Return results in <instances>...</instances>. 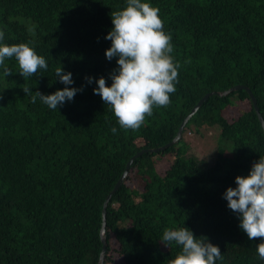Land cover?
<instances>
[{"label": "trees", "instance_id": "obj_1", "mask_svg": "<svg viewBox=\"0 0 264 264\" xmlns=\"http://www.w3.org/2000/svg\"><path fill=\"white\" fill-rule=\"evenodd\" d=\"M149 2L171 34L178 82L166 108L126 131L93 92L100 76L112 82L117 64L105 56V37L126 0H0L4 43L31 41L48 64L26 80L14 59L5 61L7 78L0 68V264H97L104 200L143 149L108 202L104 264H168L179 247L160 239L179 227L217 245V264H264L260 240L248 239L223 195L264 156V128L246 89L211 95L177 142L149 151L171 142L211 91L248 86L264 118V0ZM57 67L83 91L56 110L32 103L36 91L65 87ZM215 127V157L189 151V132Z\"/></svg>", "mask_w": 264, "mask_h": 264}, {"label": "clouds", "instance_id": "obj_2", "mask_svg": "<svg viewBox=\"0 0 264 264\" xmlns=\"http://www.w3.org/2000/svg\"><path fill=\"white\" fill-rule=\"evenodd\" d=\"M111 20L113 27L105 37L111 46L105 50V56L109 61L116 58L117 67L109 73L111 84L100 76L93 92L109 106L121 129L137 131L153 115L154 108H166L170 104L180 65L172 55L171 34L165 32L159 9L149 0H126L125 7L111 12ZM29 31L35 34L33 29ZM4 38L5 33L0 30V68L4 77L12 74L5 64L10 59L17 62L18 73L25 80L40 69L47 70L46 59L36 52L31 41L8 44ZM55 76L65 87L47 95L36 91L31 96L32 103L39 98L56 110L83 91V87H69L73 84L72 73L62 67L55 69ZM85 79L89 84L93 81L91 76ZM23 91L31 94L28 86ZM111 132L116 134L117 128H111ZM235 183L236 187L226 189L224 198L228 207L238 214L239 227L248 239L260 240L256 252L264 260V156L252 164L248 175L236 176ZM160 241L168 248L173 244L179 247L168 264H217L223 259L217 245L207 238L198 239L187 227L165 228Z\"/></svg>", "mask_w": 264, "mask_h": 264}, {"label": "water", "instance_id": "obj_3", "mask_svg": "<svg viewBox=\"0 0 264 264\" xmlns=\"http://www.w3.org/2000/svg\"><path fill=\"white\" fill-rule=\"evenodd\" d=\"M242 88L246 89L249 92V94H250V96L252 98L256 113H257V115L259 117V120H260V122H261V124H262V126L264 128V118H263V116H262V114L260 112V108L257 105V100H256L255 96L253 95V93L251 92V90H250V88L248 86L238 84V85L232 86L229 89L224 90V91H211V92L205 94L198 101V103L191 109V111L185 116V118L183 119V121H182V123H181V125L179 127V130H178L177 135L175 136V138L171 142H169L168 144H166L164 146H161V147L149 149V151H157V150L163 149V148L173 144L174 142H177L181 138L182 131H183V128L186 125V123L198 111V109L201 107V105L204 103V101H206L211 95H214V94L227 95V94H229L230 92H232L234 90H238V89H242ZM144 151H146V150L143 149V150L139 151L137 154H135L133 157L130 158V160L128 161V163L126 165V168H125L123 174L121 175V177L119 178V180L115 184V186L112 189V191L108 194V196L104 200L103 209H102V220L103 221H102V227H101V231H100V236H101V241H102V251H101L100 258H99V261H98L97 264H104L105 254H106V250H107L106 213H107L108 202L111 199V196L113 195V193H115L119 189V187L123 183L124 179L126 178L131 163L134 161L135 158H137L139 155H141Z\"/></svg>", "mask_w": 264, "mask_h": 264}, {"label": "rangeland", "instance_id": "obj_4", "mask_svg": "<svg viewBox=\"0 0 264 264\" xmlns=\"http://www.w3.org/2000/svg\"><path fill=\"white\" fill-rule=\"evenodd\" d=\"M247 106V105H244ZM191 133V132H189ZM186 137L190 143L191 149L189 151L196 153L199 156L207 155V157H215L216 146L220 135V129L215 127L211 130H203L202 135L189 134Z\"/></svg>", "mask_w": 264, "mask_h": 264}]
</instances>
